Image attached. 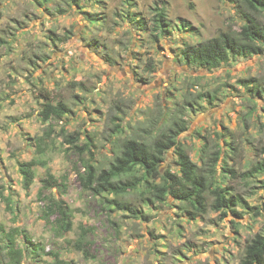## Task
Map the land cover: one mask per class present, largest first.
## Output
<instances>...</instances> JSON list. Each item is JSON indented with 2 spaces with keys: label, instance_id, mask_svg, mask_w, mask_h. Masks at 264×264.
Segmentation results:
<instances>
[{
  "label": "clouds",
  "instance_id": "9594fccd",
  "mask_svg": "<svg viewBox=\"0 0 264 264\" xmlns=\"http://www.w3.org/2000/svg\"><path fill=\"white\" fill-rule=\"evenodd\" d=\"M0 264H264V0H0Z\"/></svg>",
  "mask_w": 264,
  "mask_h": 264
}]
</instances>
